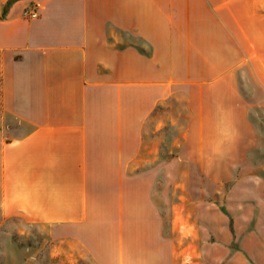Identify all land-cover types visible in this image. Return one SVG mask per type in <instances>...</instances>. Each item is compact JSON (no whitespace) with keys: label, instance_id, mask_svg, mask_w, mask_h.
<instances>
[{"label":"crops","instance_id":"0c3cea01","mask_svg":"<svg viewBox=\"0 0 264 264\" xmlns=\"http://www.w3.org/2000/svg\"><path fill=\"white\" fill-rule=\"evenodd\" d=\"M177 92L190 101V135L260 141L264 12L254 0H0L2 259L18 253L8 221L99 223L103 178L143 174L144 122ZM255 240L248 254L264 264V236Z\"/></svg>","mask_w":264,"mask_h":264},{"label":"rangeland","instance_id":"374dc122","mask_svg":"<svg viewBox=\"0 0 264 264\" xmlns=\"http://www.w3.org/2000/svg\"><path fill=\"white\" fill-rule=\"evenodd\" d=\"M254 2L264 12V0ZM194 93L199 106L204 92ZM187 97L177 92L146 118L143 174L103 178L99 223L8 221L18 253L0 264H252L264 236V208L251 206L264 189V108L254 114L260 141L217 144L189 134Z\"/></svg>","mask_w":264,"mask_h":264},{"label":"built area","instance_id":"2783aa9c","mask_svg":"<svg viewBox=\"0 0 264 264\" xmlns=\"http://www.w3.org/2000/svg\"><path fill=\"white\" fill-rule=\"evenodd\" d=\"M31 17H32V18H37V14H36V13H33V14L31 15Z\"/></svg>","mask_w":264,"mask_h":264},{"label":"trees","instance_id":"16d2710c","mask_svg":"<svg viewBox=\"0 0 264 264\" xmlns=\"http://www.w3.org/2000/svg\"><path fill=\"white\" fill-rule=\"evenodd\" d=\"M230 229H231V231H232V227L230 226Z\"/></svg>","mask_w":264,"mask_h":264}]
</instances>
